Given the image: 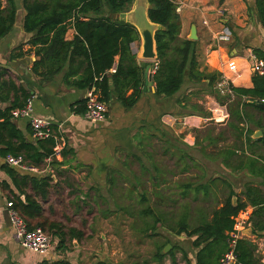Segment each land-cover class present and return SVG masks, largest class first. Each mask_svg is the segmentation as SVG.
<instances>
[{
	"label": "crops",
	"instance_id": "1",
	"mask_svg": "<svg viewBox=\"0 0 264 264\" xmlns=\"http://www.w3.org/2000/svg\"><path fill=\"white\" fill-rule=\"evenodd\" d=\"M16 1L17 11L13 27L8 34L0 38V69L5 68L4 78H10L15 85L23 86L31 94L33 114L51 121L56 136V139L53 138L54 145L58 143L62 146V150L59 158L47 157L40 164L41 166H36L23 158L28 164L38 168V171L33 172L9 165L0 155V264H43L45 261L64 259L70 264H87L91 259L112 264L111 260L105 259L100 252H93L90 245L88 247L80 245L84 236L82 230L73 226L65 228L61 219L50 217L57 212L59 202H65L68 207L76 204V208H80L82 203H87L80 200L83 199L82 193L88 196V192L91 191H113L118 188L120 182L123 185H135V180L139 183L140 175L165 176L167 170L164 163L168 154L171 152L170 154L177 159L181 158L183 148L192 150L195 145L192 131L201 129L210 122L217 125L227 124L225 122L229 117L228 109L224 105H222L224 108L219 106L205 80L197 82L186 78L174 95L158 96L155 94V84L151 79L145 90L142 84L138 100L132 107H124L112 91L111 98L106 103L105 119L99 122L88 120L84 116L86 107L82 114L74 111L77 107L76 102L85 99L87 90L72 84V80L76 79L77 75L71 76L66 81L64 78L66 66L49 79L42 78L32 71V63L38 58L35 55L36 46L30 42L32 33L23 29L25 10L21 1ZM172 1L180 16V36L185 35L183 38H187L191 25L196 28L199 69L206 72L216 71L221 79L235 87L251 88L253 85L251 77L253 72H256L253 70V63L259 60L252 48L258 47L264 50V30L254 9V0ZM2 4L5 5V1H2ZM225 29L230 31L228 38L218 39V35ZM74 34L75 30L70 23L65 33V40L72 39ZM138 40L131 44L133 53ZM17 53H19L17 57L11 58L12 54ZM135 55L138 63L146 62L136 53ZM114 59V66L110 68L108 74L114 72L118 56ZM152 64L156 63L152 62ZM230 64L234 67L231 68ZM42 71L43 69H39V72ZM130 93L131 90L128 91V94ZM0 95L2 96L3 93L1 92ZM11 99L8 101L0 99V108L8 106ZM220 107L228 116L223 122L216 123L212 117L219 115L217 109ZM12 121L29 141L36 143L38 139L31 132L29 118L12 116ZM241 125L247 128L246 124ZM251 127L254 131L260 130L261 135L258 137L262 136L261 129ZM258 137L252 136L253 139ZM161 160H164L162 164ZM3 164L13 168L20 176L50 177V187L46 196L44 198L39 194L35 196L42 206V216L39 219L46 218L60 223L66 232L69 228L80 230L83 233L81 239H69V236H66L64 245L60 246L59 239L45 230L51 238V246L46 253L40 254L23 248L15 237L6 203L15 196L24 200V191L28 194L34 195V193L29 182L22 184L20 178L10 176L2 168ZM234 168L245 169L243 171L251 175L239 164ZM176 171L173 170V174L177 175ZM127 175L135 176L129 181L128 178H124ZM136 175L139 176L136 178ZM251 176L257 180L256 183L251 184L258 186L264 192L261 177ZM163 182L162 186L167 187L166 179ZM242 192L236 193L245 199ZM252 211L253 207L248 205L237 214L238 219L246 221L244 228L250 227ZM33 220L36 221L37 218ZM242 237L244 235L241 234L239 238ZM246 237L258 246L256 255L264 263V237L252 234ZM194 253L193 248L189 259L193 258ZM169 259L172 261L170 257Z\"/></svg>",
	"mask_w": 264,
	"mask_h": 264
},
{
	"label": "trees",
	"instance_id": "2",
	"mask_svg": "<svg viewBox=\"0 0 264 264\" xmlns=\"http://www.w3.org/2000/svg\"><path fill=\"white\" fill-rule=\"evenodd\" d=\"M5 1V5L2 4ZM25 16L23 29L32 33L30 42L36 46L35 55L38 58L32 63V71L42 78L49 79L60 73L66 66L64 78L77 75L72 84L80 88L94 86L100 98L108 103L112 91L117 100L124 107H132L141 93L142 77L147 62L138 63L131 44L139 39L136 28L120 19L115 14L126 12L134 0H20ZM220 2L223 0H219ZM147 10L150 21L159 24L162 28L155 31L156 68L152 74L155 84V94L158 96H172L182 86L184 79L190 81H207L210 93L220 104L228 105L229 120L227 127L230 132L237 131L244 136V156L239 165L247 169L254 176L261 177L264 185V107L257 103L264 100V73L253 72L251 88L235 87L230 82L228 86L231 94H224L216 87L221 80L216 71L206 72L199 69L197 60V41L180 36L181 21L176 12V5L172 0H148ZM254 9L264 30V0H254ZM17 11L16 0H0V38L10 32L13 27ZM72 23L75 34L72 39L65 40V33ZM254 55L264 64V50L252 48ZM19 55L12 54L11 58ZM115 56L118 60L113 73H109L114 66ZM39 69H43L39 72ZM5 68L0 69V99L11 101L5 108H0V155H21L30 163L41 166L43 160L52 154L53 138L37 140L36 143L19 131L12 121L11 111L21 107L31 94L21 85H15L10 78H4ZM131 93L128 94V91ZM256 101L252 104L250 101ZM264 103V101H263ZM74 111L82 114L85 111V99L76 102ZM241 124H246L247 128ZM254 128L262 130V136L253 139ZM239 137V136H234ZM241 138V137H240ZM225 163L235 153L227 150ZM63 152V151H62ZM2 168L12 177L20 178V182H29L33 194L24 191V200L13 197L12 204L23 216L28 229L41 227L48 230L59 239L58 245L63 246L66 236L69 239H81L82 231L69 228L66 232L60 223L48 219H39L42 216V206L36 195L44 198L50 187V177H34L18 175L6 165ZM183 189L191 188V184L182 185ZM195 190L209 193L207 184L195 186ZM245 199L238 196L232 189L229 191L223 204L219 208L205 212L200 211L198 222L190 226L185 216L181 217L169 229L176 235L184 234L191 239L195 250L193 260L186 258V264H218L219 258L229 249L230 235L235 224V217L248 205L253 207L250 216L252 235L264 237V192L258 186L246 184L242 192ZM236 200L233 202L232 197ZM144 198V197H143ZM142 214L152 217V224L148 230H153L161 222L151 208L142 210ZM37 218V220H33ZM167 243L157 247L153 260L162 263L168 255L174 261L176 246L167 253L163 248ZM257 245L246 236L238 238L234 252L236 260L233 264H264L256 255ZM43 264H70L67 260L43 262ZM95 264H109L99 260ZM142 264H148L144 260Z\"/></svg>",
	"mask_w": 264,
	"mask_h": 264
},
{
	"label": "rangeland",
	"instance_id": "3",
	"mask_svg": "<svg viewBox=\"0 0 264 264\" xmlns=\"http://www.w3.org/2000/svg\"><path fill=\"white\" fill-rule=\"evenodd\" d=\"M137 42L134 52L138 55L141 40ZM231 100L232 98L226 100L225 104L217 103L228 109ZM192 134L195 140L192 150L183 148L181 158L177 159L171 152L168 154L164 163L167 170L165 176L136 175V178L139 176V183L135 180V185H123L120 182L113 191H91L88 196L82 193L83 199L80 200L86 201V204L82 203L80 208H76V204L68 207L65 202H59L57 212L50 217L61 219L65 228L73 226L82 230L84 236L80 245H90L93 252H100L112 264H142L144 260L148 264H185L186 258L189 259L193 253L190 238L184 234H174L169 225H175V222L185 216L190 226H194L198 222L200 211L203 209L210 213L220 207L230 188L241 193L245 184L257 182L253 176L243 171L245 169L234 168L244 156L243 136L237 131L230 132L226 124L210 122L201 129L192 131ZM227 150L235 152L227 160L230 165L225 163ZM163 161L161 160V164ZM173 170H177L178 174H173ZM134 176L127 175L124 178L132 181ZM165 179L167 187L162 186ZM187 183L191 184V188L183 189L182 185ZM199 184L208 185L207 195L195 190V186ZM145 208H151L162 219L153 230L147 231L148 225L152 224V217L142 214ZM165 243L170 246L165 254L172 249V244L176 245V260L170 261L167 255L162 263H158L153 260V255L157 247ZM94 262L96 261L91 259L87 264Z\"/></svg>",
	"mask_w": 264,
	"mask_h": 264
},
{
	"label": "built area",
	"instance_id": "4",
	"mask_svg": "<svg viewBox=\"0 0 264 264\" xmlns=\"http://www.w3.org/2000/svg\"><path fill=\"white\" fill-rule=\"evenodd\" d=\"M226 30V29H225ZM219 34L218 39H227L230 31ZM230 67L233 68L234 65L230 64ZM253 70L259 73H264V64L260 60H256L253 63ZM217 88L221 93L232 94L231 89L229 88L227 82L221 79L216 84ZM261 102L264 100L261 99ZM85 107L86 111L84 116L92 121L99 122L105 119L107 113L106 103L100 98L99 91L94 87L87 88L85 94ZM217 112L219 115L212 117V120L216 123L223 122L224 119L228 116L223 108H218ZM13 117H27L29 118V124L31 127V132L33 136L38 140H44L49 138L56 139L54 133V126L51 121L37 117L33 114V103L32 97L26 99L25 103L21 107L14 108L11 111ZM62 146L56 143L52 148V154L48 157L49 159L59 158L61 155ZM6 162L14 167H18L24 171H38V168L34 165L28 164L21 155L13 156L7 155L5 157ZM8 216L11 225L14 228L15 237L18 243L25 249L37 252L40 254L46 253L51 246V238L47 231L41 227H35L33 229H28L27 224L23 216L14 208L12 201L6 203ZM246 226L245 220H240L235 217V224L233 230L229 233V249L219 258L218 264H233L236 260V255L234 252V247L236 240L243 234L244 227Z\"/></svg>",
	"mask_w": 264,
	"mask_h": 264
},
{
	"label": "water",
	"instance_id": "5",
	"mask_svg": "<svg viewBox=\"0 0 264 264\" xmlns=\"http://www.w3.org/2000/svg\"><path fill=\"white\" fill-rule=\"evenodd\" d=\"M149 7L148 0H134L131 8L126 11L119 14H115L116 19L123 20L131 25H133L138 34L139 38L141 40V47H140V54H138V57L140 59H143L145 61H156L157 53H156V45H155V31L158 29H161L162 27L150 21L148 18L147 10ZM197 38L196 36V28L194 25H191L189 34L187 39L189 40H195ZM156 67L155 64L148 63L143 72V81L142 84L144 86L143 90L146 89V86H148L152 79V71ZM252 104H256V101H250ZM260 107H264V103L260 102L257 103ZM261 135L260 130H256L253 133V137H258ZM233 202H235L236 197H232ZM244 236H251L252 231L250 227H247L243 230ZM169 245H166L163 249V253H166L169 249Z\"/></svg>",
	"mask_w": 264,
	"mask_h": 264
}]
</instances>
